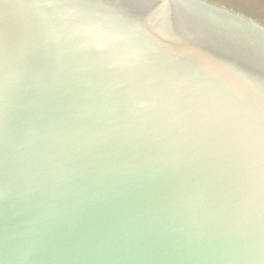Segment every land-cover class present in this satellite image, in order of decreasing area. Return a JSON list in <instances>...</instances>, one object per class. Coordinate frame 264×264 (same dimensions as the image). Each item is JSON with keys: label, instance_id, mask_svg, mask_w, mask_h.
Segmentation results:
<instances>
[{"label": "water", "instance_id": "1", "mask_svg": "<svg viewBox=\"0 0 264 264\" xmlns=\"http://www.w3.org/2000/svg\"><path fill=\"white\" fill-rule=\"evenodd\" d=\"M0 264H264V24L0 0Z\"/></svg>", "mask_w": 264, "mask_h": 264}, {"label": "rangeland", "instance_id": "2", "mask_svg": "<svg viewBox=\"0 0 264 264\" xmlns=\"http://www.w3.org/2000/svg\"><path fill=\"white\" fill-rule=\"evenodd\" d=\"M241 9L242 11L256 15L260 20L264 21V0H213Z\"/></svg>", "mask_w": 264, "mask_h": 264}, {"label": "flooded vegetation", "instance_id": "3", "mask_svg": "<svg viewBox=\"0 0 264 264\" xmlns=\"http://www.w3.org/2000/svg\"><path fill=\"white\" fill-rule=\"evenodd\" d=\"M209 1L214 2V3H217V4H220V5H223V6L225 5V4L219 3V2H217V1H213V0H209ZM227 7H229L230 9H234V10H237V11L243 12V13H245L246 15H248V16H250V17H252V18L258 20L260 23L264 24V21H263V20H260V19H259L258 17H256V15H254V14H251V13H248V12H245V11H242L241 9H238V8H236V7H231V6H229V5H227Z\"/></svg>", "mask_w": 264, "mask_h": 264}]
</instances>
